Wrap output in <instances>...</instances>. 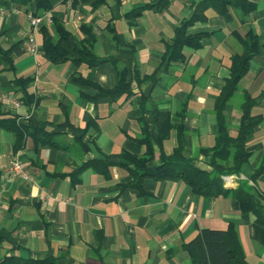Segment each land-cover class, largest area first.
I'll return each mask as SVG.
<instances>
[{
    "label": "crops",
    "instance_id": "obj_1",
    "mask_svg": "<svg viewBox=\"0 0 264 264\" xmlns=\"http://www.w3.org/2000/svg\"><path fill=\"white\" fill-rule=\"evenodd\" d=\"M50 1L47 10L37 9L34 0L0 2V118L48 133L45 139L26 135L15 145L12 132L0 127V258L190 264L183 244L209 227L231 228L245 264H264V0H250L256 9L247 15L231 6L229 19L207 7L204 19L185 31L201 34L198 45H184L173 56L168 46L176 28L200 0H169L163 9L149 6L151 0ZM142 6L135 18L126 15ZM28 13L42 17L36 54L24 47ZM53 19L78 44L87 38L82 26L89 25L91 50L102 60H48L40 27L55 42ZM249 30L258 36V53L235 89L242 84V99L230 102L234 92L224 113L235 137L248 94L257 100L251 114L261 120L246 138L247 160L233 183L222 185L243 186L258 212L242 210L234 195L194 193L179 178L134 176L142 168H134L129 156L157 165L177 146L178 135L194 165L212 169L214 103ZM92 84L126 88L94 97ZM8 92L21 100L17 110L2 98ZM14 157L31 179L9 169Z\"/></svg>",
    "mask_w": 264,
    "mask_h": 264
},
{
    "label": "trees",
    "instance_id": "obj_2",
    "mask_svg": "<svg viewBox=\"0 0 264 264\" xmlns=\"http://www.w3.org/2000/svg\"><path fill=\"white\" fill-rule=\"evenodd\" d=\"M4 0H0L2 2ZM29 0H20V3H28ZM149 6L156 9H163L169 0H151ZM37 9H49L52 6L50 0H34ZM148 6V5H144ZM128 11L126 15L133 19L141 13L142 8ZM234 7L242 14L247 15L256 9V4L250 0H200L191 16L183 18L176 28L173 43L168 46L169 55L174 53L184 45L197 46L201 34H186V28L195 20L204 19V10L213 7L216 12L226 19L230 18L229 8ZM58 34L54 42L47 28L40 27L42 32V48L46 58L52 62L72 61L75 63L84 62L88 65H95L102 59L96 57L91 50L90 41L95 39V35L89 25L82 27L86 31L87 38L77 43L73 35L66 30L62 24L53 19ZM243 51L234 53L231 56L230 76L225 80V84L214 103V111L217 122L216 143L212 147V157L210 164L212 169L207 171L194 165L192 158L186 156L183 149L181 135H178V144L173 151L161 159L157 165L147 167V158L129 156L134 168H142L141 173L134 172V176H149L152 178L174 177L183 180L192 191L201 195H234L241 202V209L244 211L258 212L253 200L248 192L239 186L236 189L224 187L222 185V175L238 173L241 165L247 160L249 152L246 150V138L253 128L260 122V115H252L251 108L257 102L254 97L245 94L240 107L242 110L241 123L235 137L228 132V124L224 113L228 100L233 96L239 79L248 69L250 59L258 53L259 39L251 30L242 40ZM81 79L80 77H76ZM84 82H88L85 80ZM91 84V83H90ZM97 92L94 97L100 95H116L126 87L103 88L100 85L92 84ZM168 124L167 117L164 124ZM162 125V122L160 123ZM0 127L8 129L15 138V145H19L26 135L41 137L45 139L47 132L30 125L17 123L14 117L1 119ZM229 162V164H227ZM256 169L253 176L260 171ZM183 247L189 254L190 264H245L242 249L238 243L236 235L231 228L216 229L204 227L187 242ZM0 264H56L55 259L46 257L40 260L23 259L15 254L5 255L0 258Z\"/></svg>",
    "mask_w": 264,
    "mask_h": 264
},
{
    "label": "built area",
    "instance_id": "obj_3",
    "mask_svg": "<svg viewBox=\"0 0 264 264\" xmlns=\"http://www.w3.org/2000/svg\"><path fill=\"white\" fill-rule=\"evenodd\" d=\"M28 18L31 24V30L24 39V47L27 52L36 54L39 50V45L36 40V30L42 21V17L28 13ZM2 98L16 110L21 105V100L13 92L4 94ZM9 169L24 179H31L30 173L23 167L22 163L17 157H14L10 161ZM235 177V173L222 175L223 183L232 184Z\"/></svg>",
    "mask_w": 264,
    "mask_h": 264
},
{
    "label": "rangeland",
    "instance_id": "obj_4",
    "mask_svg": "<svg viewBox=\"0 0 264 264\" xmlns=\"http://www.w3.org/2000/svg\"><path fill=\"white\" fill-rule=\"evenodd\" d=\"M242 84L239 85V89L235 92L234 96L230 99V102L239 103L242 99Z\"/></svg>",
    "mask_w": 264,
    "mask_h": 264
}]
</instances>
